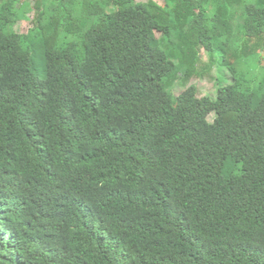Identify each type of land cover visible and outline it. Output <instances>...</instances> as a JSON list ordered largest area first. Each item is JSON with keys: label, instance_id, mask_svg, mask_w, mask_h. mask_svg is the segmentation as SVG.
Segmentation results:
<instances>
[{"label": "trees", "instance_id": "trees-1", "mask_svg": "<svg viewBox=\"0 0 264 264\" xmlns=\"http://www.w3.org/2000/svg\"><path fill=\"white\" fill-rule=\"evenodd\" d=\"M36 1L0 0V264H264V0Z\"/></svg>", "mask_w": 264, "mask_h": 264}, {"label": "rangeland", "instance_id": "rangeland-1", "mask_svg": "<svg viewBox=\"0 0 264 264\" xmlns=\"http://www.w3.org/2000/svg\"><path fill=\"white\" fill-rule=\"evenodd\" d=\"M21 4H19V8L23 9V5L30 4L31 7L27 11L24 10L23 13L28 14V16L19 24L18 31L23 35H28L29 32L36 27V19L38 15V4L36 0H20ZM152 0H139L140 3H149ZM158 2L161 6H165V3L162 0H155ZM156 36V35H155ZM159 39H162V36L160 34L157 35ZM157 38V37H156ZM40 68H39V74L41 76H44L45 74V65L43 60H39ZM203 64L204 67H201L199 72L200 74L204 76H196L193 78V80L188 84V86L182 87L181 85H178L175 93L177 95H180L186 90H189L191 87H196L199 90L200 97L203 99H206L207 97H215L216 93L218 92V84H217V78L219 75V70L217 68H214L213 71H209V65L210 61L207 58L206 54L204 53L203 57ZM199 74V75H200ZM213 117H211L209 120L213 121Z\"/></svg>", "mask_w": 264, "mask_h": 264}]
</instances>
